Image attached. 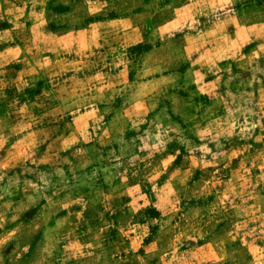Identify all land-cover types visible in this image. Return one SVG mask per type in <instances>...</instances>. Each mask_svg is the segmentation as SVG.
<instances>
[{
    "label": "rangeland",
    "instance_id": "1",
    "mask_svg": "<svg viewBox=\"0 0 264 264\" xmlns=\"http://www.w3.org/2000/svg\"><path fill=\"white\" fill-rule=\"evenodd\" d=\"M0 264H264V0H0Z\"/></svg>",
    "mask_w": 264,
    "mask_h": 264
}]
</instances>
